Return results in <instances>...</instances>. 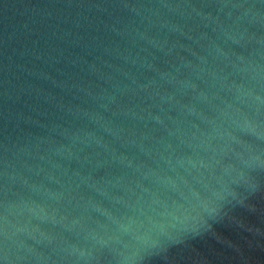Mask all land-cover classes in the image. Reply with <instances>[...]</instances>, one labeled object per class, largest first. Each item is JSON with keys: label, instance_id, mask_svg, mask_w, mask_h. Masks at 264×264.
Masks as SVG:
<instances>
[{"label": "water", "instance_id": "95a60500", "mask_svg": "<svg viewBox=\"0 0 264 264\" xmlns=\"http://www.w3.org/2000/svg\"><path fill=\"white\" fill-rule=\"evenodd\" d=\"M0 264H264V0H0Z\"/></svg>", "mask_w": 264, "mask_h": 264}]
</instances>
